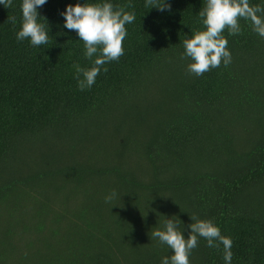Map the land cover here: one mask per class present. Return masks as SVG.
I'll use <instances>...</instances> for the list:
<instances>
[{
	"label": "trees",
	"instance_id": "obj_1",
	"mask_svg": "<svg viewBox=\"0 0 264 264\" xmlns=\"http://www.w3.org/2000/svg\"><path fill=\"white\" fill-rule=\"evenodd\" d=\"M22 2L0 4V264H162L174 253L152 232L172 219L187 239L190 216L231 238V264H264V37L251 22L222 33L229 65L196 76L181 56L206 30V0H165L163 12L47 0L38 47L16 39ZM104 2L131 3L135 20L124 54L82 91L73 65L90 69L98 54L85 57L61 13ZM223 257L200 237L189 261Z\"/></svg>",
	"mask_w": 264,
	"mask_h": 264
},
{
	"label": "clouds",
	"instance_id": "obj_2",
	"mask_svg": "<svg viewBox=\"0 0 264 264\" xmlns=\"http://www.w3.org/2000/svg\"><path fill=\"white\" fill-rule=\"evenodd\" d=\"M47 0H23L22 28L16 34L18 41L30 39L32 46H41L49 42L48 23L38 22V6H43ZM6 8L13 6V0H0ZM131 8V3L124 6H114L112 3L69 4L61 13L64 17V27L75 30L79 40L84 42L85 57L94 60V66L83 69L80 65H73L77 74L80 90L91 88L96 77L106 63L117 61L124 54L123 41L127 35L125 25L135 20L134 12H127L125 8ZM155 7L160 11L170 10L171 5L165 0H146L145 8ZM202 18L206 30L196 32L192 38L183 41L184 53L181 58H190L193 62L188 65V72L201 76L210 69L218 68L223 61L225 66L231 63V53L227 49L228 40L222 35L225 29L229 35L241 34L240 19L251 22V27L259 36L264 37V7L260 5L250 6L249 0H206V5L198 13ZM46 19V18H45ZM15 22V18H13ZM82 74L83 79H80ZM116 193L112 192L105 197V202H111ZM193 223L187 227L190 233L187 239L182 235L179 222L168 219L164 230H155L151 239H157L166 244L173 255L162 259V264H190L189 257L192 251L198 247L199 238L207 240L209 248H218L220 244L224 248V260L231 264L233 253L231 251L233 241L231 238L221 235L220 229L210 220H200L190 216Z\"/></svg>",
	"mask_w": 264,
	"mask_h": 264
}]
</instances>
